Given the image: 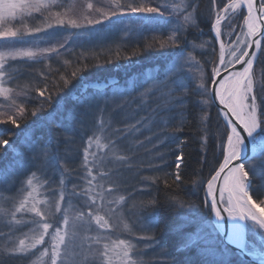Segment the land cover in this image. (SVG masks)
Masks as SVG:
<instances>
[{"label":"snow or ice","instance_id":"snow-or-ice-1","mask_svg":"<svg viewBox=\"0 0 264 264\" xmlns=\"http://www.w3.org/2000/svg\"><path fill=\"white\" fill-rule=\"evenodd\" d=\"M220 3H223V0H211V9L204 17L205 22L210 25L209 32H215L217 40L225 34L236 35L234 43L237 47L231 51V58H227L225 43L221 42L219 62L210 58L205 60L204 65L200 66L199 83L190 93L187 84L182 79L174 77L188 60L193 59L191 54L188 57L184 55L182 33L188 28L199 27L196 15L198 6L195 3L184 4V0H181L180 3L172 2L169 5L166 2L152 6L149 0H106V3L97 6L89 0L84 5V13L80 16H69L67 13L51 11L52 7H63L60 0H0V48L6 49L0 51V78L8 75L5 70L8 60L21 58L39 63L41 60H50L53 56L60 57L65 54L76 56L75 64L70 60H64L66 70L59 75L58 82L54 85L55 100L51 92L45 95L47 86L43 90L36 89L37 98L44 97V100L40 101V107L34 109L31 115L36 117L47 109L49 120L55 118L58 110H62V94L71 91L74 82L83 80L84 74L93 67L102 66L89 64L87 62L89 57L85 52L82 51L78 55L74 52L76 47L81 46L82 37L99 38L102 32L97 30V26L102 29L105 23L119 24V18L124 16H136L139 24L143 26L141 33L146 32L153 24H171L167 37L161 38L162 33L154 35L152 43L146 45L144 49L123 57L131 61L134 56L150 50L169 57L164 80L147 76L139 85L134 81L124 90L115 89L111 92L105 90L104 93H100L99 90L93 92L85 84L73 96L74 106L65 115L68 123L67 126L61 125L63 131L50 129L46 140L40 137L31 141L26 140L24 152L16 150L9 139H0V157H3L5 150L12 151L11 159L0 162V184L14 183L20 174L27 177L26 181L22 182L27 196L15 211L11 212V216L15 218L16 213L25 211L34 214L33 219L29 221L33 225L32 235L20 239L18 244L11 242L10 233H0V237L7 236L11 242L0 249V264H11L13 260L35 255L40 251L39 246L47 243V236H51L52 239L51 252L44 248L33 264H113L114 257L118 259L119 264H144L139 258L137 245L130 240L108 242L110 237L106 233L113 227L112 218L119 215L120 207L126 202L124 195L112 199L109 197L120 190V185L124 182L122 174L131 171L134 166L138 167L136 151L140 147L151 143L154 138L159 140L160 136L165 137L160 143L176 138V132L186 123L185 98L189 94L206 97L202 102H195L198 112L193 116L194 127L204 152L203 160H207L208 150L214 149L213 160L218 167H214L210 172V179L207 180L203 208L194 202L185 203L175 197L166 199L163 204L156 197L140 202L139 208L148 213V223L142 230L151 231L153 235L147 239H154L155 228L159 224L158 211L163 207L168 217L177 221L174 225L175 231L182 234V243L175 247L174 252L162 253L166 258V264H244L242 257L245 256H259L260 264H264V253L255 250V242L264 244V208L260 209L259 214L255 211L258 203L264 205L262 186L264 180L254 188V180L264 177V69L260 72L259 80L254 71L257 62L264 63L260 60V57L264 56V30H261L258 24L259 19H264V0H259V7L253 0H230L222 9L219 7ZM169 7L171 8L169 15L183 16V20L173 23L166 19L165 11L162 9ZM244 7L247 9V15H243L241 11ZM188 8L192 11L189 12ZM33 12H40L41 15L47 12L48 15L44 16L42 23L29 27L24 17L31 16ZM241 15L243 23L239 25L241 32L237 33L235 21ZM17 18L21 21L19 27L13 24ZM226 18L228 23L221 25V21ZM222 28H228L230 31L224 33ZM55 29H63L67 35L57 39L55 43H49L47 47H41L44 37L36 34L44 33L47 37H54ZM135 30L122 29L126 33ZM241 44L246 47H239ZM253 44L256 50L249 51ZM212 55H215L214 46ZM120 58L118 56L117 60ZM208 64H211L210 72L207 71ZM234 64L241 65L242 71H230ZM67 69H71L70 75ZM8 79L11 80L12 77L9 75ZM169 84H171L168 89L169 95L172 92L181 95L174 97L167 108L153 109L149 116H140V112L144 111L143 104L131 108V105L137 103V98L130 93L136 91L138 87L140 88L138 95L144 97L158 88L168 87ZM21 95L27 93L18 92L13 95V89L3 86V82L0 81V97L7 102V107L14 108V114L20 120H24L27 109L25 103L18 102L17 99ZM216 101L219 103L216 104ZM212 107L216 108L215 121L210 111H206V108ZM117 116L120 117L117 122L123 126L113 128L112 124ZM177 118L178 126L174 127L171 133L166 132L168 125ZM8 120L16 127H20L12 115L8 116ZM154 127L161 128L159 135L140 139L145 132L152 133ZM77 137L84 144L82 168L86 174L81 179L88 185L87 189L80 192L76 191L80 187L79 184H73L71 191L66 186V181H70L72 176V170L68 167L71 146L76 143ZM60 145H64L63 154L59 151ZM159 159L163 160V155L159 156ZM256 161H260L259 172ZM183 166L185 157L183 152H180L175 156L176 173L173 184L181 180ZM38 174L45 177L46 185L55 183V178L59 177L60 197L55 202V208L57 213L63 214V220L62 226L57 221L55 232H50L53 224L49 222L48 217L51 213L39 207L41 203L47 207L49 202L36 200L33 196L36 191L34 181ZM105 183L108 184L107 189L104 188ZM191 183L194 187L204 186L203 180L193 179ZM176 186L179 187L178 184ZM254 196L257 197L258 203ZM29 198H32L30 206ZM207 198H210V203ZM73 199L83 200L80 210L72 211L75 208ZM61 201H66L67 207L62 208ZM83 208H87V212L83 211ZM101 211L104 215L100 214ZM0 212L9 214L8 210L3 208H0ZM204 213L214 215L216 231L209 230L205 233L204 228L207 227L205 224L192 233H185L184 226L201 218ZM222 213H226L228 219L226 242L236 245L240 250L235 258L231 257L227 250L217 251L213 243L216 232L222 233L224 220ZM93 222L97 228L96 234L82 235L92 231ZM15 223L20 224L21 221L15 220ZM123 227L125 231H132L128 223H123ZM246 232H250L255 238L252 251L246 249L244 242ZM191 248L199 250L198 259L185 255Z\"/></svg>","mask_w":264,"mask_h":264},{"label":"trees","instance_id":"trees-1","mask_svg":"<svg viewBox=\"0 0 264 264\" xmlns=\"http://www.w3.org/2000/svg\"><path fill=\"white\" fill-rule=\"evenodd\" d=\"M149 2L152 6H159L166 2L169 3V5L172 2L180 3L181 0H149ZM189 3H195L198 6L196 15L198 17L199 27L188 28L185 33H182L183 51L184 53H192L195 63L199 62L201 66L204 65L205 60L209 58L217 62L220 52L218 41H216L213 32H209L210 25L206 23L204 19L211 9V0H184V4ZM222 4L223 3H220L219 7H221ZM60 8L66 7H59V9ZM162 10L165 11V18L173 23L177 20H183V16L177 17L175 14L169 15L171 11L170 7ZM188 11L191 12L192 9L188 8ZM242 12L244 13V10H242ZM119 20V24L108 25L105 23V26L101 30V37L86 38L89 40H84V42L81 40V46L74 49L77 55L82 51L85 52L89 57L87 61L89 64H100L102 66L93 67L84 74L83 80L74 82L71 86V91L67 94H62L63 108L56 112L54 119L49 120L47 109L36 117L31 115L34 109L40 107V101L44 100V97L37 98L38 94L36 89L39 88L43 90L47 86L45 95L51 92L55 100L56 87H54V85L57 84L59 75L66 70L64 60H70L75 64L76 56L69 54L60 57L53 56L50 60H41L39 63L14 60L8 66L7 70L5 69L8 73V75H5V81L7 87L13 89V95L18 92L27 93V95H21L17 98L18 102L25 103L27 116L24 120H20L14 114V108L7 107L6 101L0 102V109L2 108L5 112V114H1L0 112V139H9L16 150L24 152L26 140H35L37 137L46 140L50 129L63 131L61 125L67 126L68 123L65 120V115L74 106L73 96L79 92L81 87L85 84H87L93 92L99 90L100 93H104L105 90L108 92L115 89L124 90L126 86H131L134 81L139 85L147 76H152L157 80H164L166 71L165 66L169 62V57L161 56L155 50L143 52L138 56H134L131 61L125 60L123 57L129 56L139 49H144L146 45L152 43V37L154 35L162 33L161 38L167 37V35H169L168 29L171 27V24H153L149 26L146 32L141 33L140 30L143 26L139 24L136 16H124L120 17ZM236 22L238 23L237 25H239V20H236ZM124 28H135L136 30L126 33L122 31ZM221 38L224 40L225 36L222 35ZM193 45H195V47H192ZM213 46L215 48V55H212ZM169 51L174 50L169 49ZM118 56L121 57L119 60H117ZM109 60H111L112 63H106V61ZM260 60L264 61V56H261ZM262 69H264V63L257 62L254 65V71L258 80ZM198 70L200 74L201 68ZM67 71L70 75L71 69H67ZM207 71H211V64L207 65ZM9 75L12 77L11 80L8 79ZM174 78L182 79L183 82L187 84L190 93L199 83V79L192 72L191 66H189V68H181L179 74ZM60 83L62 84V82ZM169 87H171V84H169L168 87L158 88L144 97L138 95L140 91L138 87L136 91L130 93L131 96L137 98V103L131 105V108H136L138 105L143 104L144 111L140 112V116L151 115L153 109L163 110L167 108L171 105L174 97L181 95V93L177 92H172L171 95H168L167 89ZM185 99L187 119L184 127L176 132V138L167 140L165 143H160V140L165 139L164 136H160L159 140L155 138L152 139L151 143L145 144L136 151V164L138 167L134 166L132 168L133 171H125L123 173L125 174V179L131 178V183L129 181L123 183L124 185L121 189H123L124 194L131 199V203H135L137 206L136 215L139 218L142 228L148 223V213L139 208V204L142 201L146 202L154 197L158 198L162 204L166 199L175 197L177 200L185 203L194 202L203 208L206 199L205 185L207 180L210 179V172H212L214 167H218V164L213 160L212 153L214 149H209L207 160H203L204 152L203 149H201L200 141L194 127L193 116L198 112V107L195 102H202L206 97L189 94ZM206 111H210L212 119L215 121L216 108H206ZM9 115H12L13 119L17 120L20 127H16L15 124L8 120ZM119 119V116L114 118L112 124L113 128L123 126L117 122ZM137 119H139V117H137ZM178 124L179 118L169 124L165 131L171 133L173 128L178 126ZM160 132L161 128L154 127L152 133L145 132L144 136L140 137V139L143 140L149 136L159 135ZM86 138L87 137L84 139L86 140ZM181 142L183 143L181 144ZM83 146L84 144L79 137L76 138V143L71 146L72 153H70L71 159L68 161V167L72 170L73 174L77 173L80 169ZM59 151L61 154L64 153V145H60ZM180 152L184 154L185 166L181 169V180L176 182V184L179 185V187H177L176 184H173L176 173L175 156ZM161 155H163V160L159 159ZM11 157L12 151L5 150L3 157H0V162H6L11 159ZM220 159H222V157H220ZM255 163L257 164V171L259 172L260 161H256ZM133 172L136 174L133 175ZM49 175H51V173H49ZM24 176L25 174L18 175L16 182H20L24 179ZM38 176L44 179L45 182V177L39 174ZM73 177L74 176H71V178ZM145 177H150L151 179L146 180ZM55 179L56 182L47 184L46 188L54 190L53 188H55V185L59 183V177L57 176ZM193 179L203 180L204 186L194 187L191 183ZM262 180H264V177L254 180V188L257 184H261ZM7 184L8 187L13 185V183ZM1 187H3V184ZM5 188L3 187L1 189ZM254 199H257V197L254 196ZM258 206L264 208V205H260L259 203ZM158 219L159 224H157L155 228L153 239L155 245H153V248H149L151 252L146 253V255L149 258L152 253L158 252L161 254L162 264H166V258L162 253L165 251L174 252L175 247L182 243V234L175 231L174 225L177 221L169 218L163 207L158 211ZM205 224L207 225V227L204 228L205 233L209 232V230L216 231L214 228L215 224L213 223V215L204 213L201 218L185 225L184 232L192 233ZM144 233L148 236L153 235V233L148 230H145ZM133 236L135 235H130V237ZM254 241L255 238L248 232L245 242L247 251L253 250ZM213 243L214 246L217 247V251L221 249L227 250L229 255L233 258L238 255L222 242L219 232H216L215 241ZM262 248L263 244L255 242V250L259 251L262 250ZM185 255L191 256L193 259H198L199 250L197 248H191ZM11 264H23V261L16 259L13 260ZM244 264L251 263L244 260Z\"/></svg>","mask_w":264,"mask_h":264},{"label":"rangeland","instance_id":"rangeland-1","mask_svg":"<svg viewBox=\"0 0 264 264\" xmlns=\"http://www.w3.org/2000/svg\"><path fill=\"white\" fill-rule=\"evenodd\" d=\"M62 2V3H61ZM89 2V0H60V3L63 5V7L66 8H60L59 7H52L51 11L52 12H60V13H67L69 16H80L82 13L85 12L84 5ZM92 2L96 3L97 6L100 4L106 3V0H92ZM230 0H223V4L220 7L221 9L223 8L224 4L229 3ZM66 3V4H65ZM68 5V6H67ZM208 10V9H207ZM244 10V8L242 9ZM241 10V11H242ZM48 15L47 12L44 13V15H41L40 12H33L31 16H25L24 21L29 25V27H34L37 26V24L42 23L44 20V16ZM243 15H245V10ZM243 15L239 17V25L243 23ZM35 18V19H33ZM52 18L50 17V20ZM213 19H215V14L213 15ZM242 20V22H241ZM236 22V21H235ZM20 18H17L15 21H13V24L16 27L20 26ZM228 23L227 18L225 20L221 21V25H225ZM236 24H238L236 22ZM237 25L236 27V32L240 33L241 29ZM97 30L101 31L102 29L100 26H97ZM53 30H49V32H52ZM222 31L224 33H227L230 31L228 28H222ZM245 31V29H244ZM102 32V31H101ZM246 32V31H245ZM215 34V32H213ZM37 36L44 37V39L41 41L40 46L41 47H47L49 46V43H55L57 39H60L62 36L67 35V32H65L63 29H55V36L54 37H47L45 36L44 33H39L36 34ZM215 36V35H214ZM225 38L224 40L220 37L221 41L225 43V53L227 58H231V51L237 47V45L234 43L236 41V35L228 36L224 35ZM241 37L243 38V35L241 33ZM86 38H91L89 36H84L81 38V40L84 42V40H89ZM216 41H218L216 39ZM219 45V50H220V44L219 41L217 42ZM20 46V45H17ZM71 47V45H69ZM239 47H246L245 45L241 44ZM6 49L0 48V51H4ZM189 54L193 57L192 53H184L185 57H188ZM23 61H27L26 59H21L17 58L16 59ZM14 60H8L5 64V69L7 70L8 66L13 62ZM219 62V58L217 63ZM191 66L192 72L197 76L199 79L200 74L198 73V69H200L201 65L195 63L194 59H190L187 61V63L184 65V67ZM194 66V67H193ZM0 81L3 82V86L7 87V83L5 81V76L0 78ZM170 88V87H169ZM168 88V89H169ZM168 89H167V94H168ZM169 95V94H168ZM0 102H5L3 100V97H0ZM1 114H5V112L0 109ZM99 134V133H98ZM87 139V138H86ZM84 147V146H83ZM82 157L80 160V169L77 171V173L73 174V178H70V181H66V186L69 191L72 190L73 184H79L80 187L76 189L77 192H80L82 190L87 189L88 185L87 182L81 179L86 172L82 168V160H83V149H82ZM111 167V165H109ZM133 171V170H131ZM130 172V171H127ZM136 173L133 172V175ZM124 175H122V180L124 181L123 183L129 181L131 183V178H124ZM26 175L24 176V179H22L20 182H14L13 185L8 187V184H3V187H7L5 189H1L2 184H0V208L7 209L8 210V215H5L3 212H0V233H5V234H11V242H15L18 244L20 239H24L26 236L30 237L32 235V228L33 225L29 223L31 219H33L34 214L30 212H22V213H16L15 218L11 216V212L15 211V208L19 206L20 202L27 196V191L23 190L25 185L22 184V182L26 181ZM120 185V190L113 193L112 196L109 197V199H112L114 197H118L120 195H124L126 197V202L123 204L122 207H120L119 215L117 217L112 218V223L113 227L106 233L109 237L110 240L108 241L111 243L112 241H119L120 239H126L130 240L134 244L137 245V251L139 253V258L144 261V264H162V257L161 254L158 252L152 253L151 256L148 258L146 253L151 252L149 251V248H153V245H155V242L153 240L147 239L149 237L147 234L144 233L145 230H142V226L140 224L139 218L136 215L137 214V206L135 203H131V199L128 198L127 195L124 194V191L122 186L124 184ZM34 186L36 188V191L33 193V196L36 200L39 201H45L47 200L48 206L46 207L45 204L41 203L39 207L42 209H45L46 211L50 212L51 215H49V222L53 224V227L50 228V232H55L56 230V223L57 221L60 222V225L62 226V220H63V214L62 213H57L56 208H55V202L59 200L60 197V189H59V183L55 185L54 190H51L49 188H46V184L44 182V179L37 177V179L34 181ZM104 188H108V184H104ZM99 189H97L98 191ZM28 191H31V189H28ZM53 191V192H51ZM206 191V189H205ZM208 199V198H207ZM83 200L81 199L80 201H77L76 199H73V204L75 205V208L72 210L73 212L76 210H80V206L82 204ZM97 202L99 203V198H97ZM32 203V198H29V206ZM61 207H67V202L66 201H61ZM115 207V206H114ZM262 208V206H259ZM83 211L87 212V208H83ZM101 215H104V212H100ZM214 216V215H213ZM38 219V218H36ZM15 220H20V224H16ZM128 223L129 227L132 229L131 232L125 231L123 227V223ZM214 223V222H213ZM97 231L96 225L93 222L92 225V231L88 233H82V235H95ZM129 234V235H128ZM141 236H140V235ZM145 234V235H144ZM248 232H246L247 236ZM130 235H135L133 237H130ZM143 236V237H142ZM47 243L39 246L40 251L36 252L35 255H31L27 258L20 259L23 261V264H33V261H36L37 258L40 255V252L44 250V248H47L49 252H51L52 249V239L51 236L46 237ZM8 239L7 236L0 237V249L4 248L6 244L11 243ZM246 242V240H245ZM264 247V244H263ZM263 249V248H262ZM77 251H80V249H77ZM252 251V250H251ZM257 251V250H256ZM262 250H259L257 252H261ZM147 257V258H146ZM47 259V257H45ZM79 259V257H78ZM113 264H119V261L116 257L113 258Z\"/></svg>","mask_w":264,"mask_h":264},{"label":"water","instance_id":"water-1","mask_svg":"<svg viewBox=\"0 0 264 264\" xmlns=\"http://www.w3.org/2000/svg\"><path fill=\"white\" fill-rule=\"evenodd\" d=\"M254 4L257 5V7H259V0H253ZM245 8V15H247V9L246 7ZM214 20V19H213ZM258 24L260 25L261 27V30H264V19H259V22ZM245 31H247L246 27L244 28ZM214 32V31H213ZM215 35V34H214ZM258 37H252V39H257ZM219 44H221V39L219 38ZM249 51H255L256 48H255V45L253 44L249 49ZM230 71H241L242 70V67L241 65L239 64H234L230 69ZM219 102L216 101V104H218ZM249 154H251L249 152ZM209 202H210V198H208ZM222 215L224 216V220H223V229H222V233L219 232L221 234V238H222V242L224 244H226L229 248H231L236 254L239 255L240 253V250L237 248L236 245L234 244H231V243H227V234H228V222H227V214L226 213H222ZM246 240V233L244 235V242ZM246 244V243H245ZM258 253H264V247L262 249L261 252H258ZM244 260L250 262L251 264H260V259H259V256H245V257H242Z\"/></svg>","mask_w":264,"mask_h":264},{"label":"bare ground","instance_id":"bare-ground-1","mask_svg":"<svg viewBox=\"0 0 264 264\" xmlns=\"http://www.w3.org/2000/svg\"><path fill=\"white\" fill-rule=\"evenodd\" d=\"M244 10H245V8H244ZM258 22H259V20H258ZM242 71V70H241ZM205 189H206V185H205ZM206 191H207V189H206ZM260 209H261V207H257L256 209H255V211H257V213L259 214L260 213ZM213 222L214 223H216V220H215V217L213 216ZM227 222H228V219H227Z\"/></svg>","mask_w":264,"mask_h":264}]
</instances>
